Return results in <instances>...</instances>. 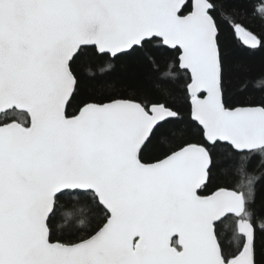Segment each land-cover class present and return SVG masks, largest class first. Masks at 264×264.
<instances>
[{"label": "snow or ice", "instance_id": "obj_1", "mask_svg": "<svg viewBox=\"0 0 264 264\" xmlns=\"http://www.w3.org/2000/svg\"><path fill=\"white\" fill-rule=\"evenodd\" d=\"M243 16L0 0V264H264V73L240 71L264 31ZM158 52L175 54L158 94L117 76Z\"/></svg>", "mask_w": 264, "mask_h": 264}, {"label": "trees", "instance_id": "obj_2", "mask_svg": "<svg viewBox=\"0 0 264 264\" xmlns=\"http://www.w3.org/2000/svg\"><path fill=\"white\" fill-rule=\"evenodd\" d=\"M242 6L244 11L243 22L249 25L254 31H264V20L255 13L256 5L260 3V0H236ZM241 19V17H237ZM174 53L168 52L165 54L155 53L150 61H135L130 60L120 69L117 70V76L129 79L141 93L145 94H158L160 88L164 87L168 81L162 80L161 74L168 70V64ZM152 61L155 62V66ZM242 68L240 69L242 74L249 75L251 77H259L264 73V50L252 51L245 53L241 57ZM17 118L23 119L22 115ZM250 171L255 176L260 177V181L257 184V195L255 206L258 210L264 211V164L261 163L259 158L253 161ZM224 182L223 179L220 181ZM230 241V237L226 236V242Z\"/></svg>", "mask_w": 264, "mask_h": 264}]
</instances>
